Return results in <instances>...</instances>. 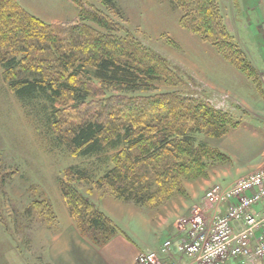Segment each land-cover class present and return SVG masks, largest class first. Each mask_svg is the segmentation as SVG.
I'll list each match as a JSON object with an SVG mask.
<instances>
[{
    "label": "trees",
    "instance_id": "1",
    "mask_svg": "<svg viewBox=\"0 0 264 264\" xmlns=\"http://www.w3.org/2000/svg\"><path fill=\"white\" fill-rule=\"evenodd\" d=\"M77 19L46 23L17 0H0V66L3 78L23 105L44 96L51 106L55 140L76 158L113 149L111 166L94 183L100 197L150 210L184 195L183 183L208 177L229 157L197 143L203 135L222 139L239 127L228 112L176 91L153 95L155 80L173 87L180 71L165 57L121 30L88 0H70ZM115 12L113 0H100ZM181 12L179 26L210 45L261 89V79L229 30L220 0H169ZM90 21L106 32L87 24ZM79 38L76 43L74 37ZM176 73V74H175ZM172 78L176 82L172 83ZM76 166L59 182L81 234L103 247L124 234L82 188L91 184ZM48 228L56 226L52 204L36 205ZM0 223L4 224L1 213Z\"/></svg>",
    "mask_w": 264,
    "mask_h": 264
},
{
    "label": "rangeland",
    "instance_id": "2",
    "mask_svg": "<svg viewBox=\"0 0 264 264\" xmlns=\"http://www.w3.org/2000/svg\"><path fill=\"white\" fill-rule=\"evenodd\" d=\"M27 1L32 6L36 5L40 12L44 10L48 12L51 9L54 13L60 11L61 3L64 2L63 0ZM88 1L120 26L121 30L114 32V35L124 36L129 33L143 46L165 57L180 71L177 74L180 80L173 87L166 85L163 79L155 80L151 86L147 87V91L136 94L153 95L176 91L184 96L195 97L210 103L216 109L228 112L233 120L239 122L240 128H236L238 130L235 129V133L234 130L233 133L230 132L232 134L229 135V133L226 139H224L226 136L222 138L223 140L203 135L196 137L197 143L221 149L220 151L230 158L228 163L214 164L207 178L184 182L185 194L171 199L158 209L150 210L132 206L138 211L158 212L175 200L188 199L189 194L193 195V189L188 191L187 186H200L204 180L210 177L216 178L215 171L220 173L223 167L229 169L227 176L234 177L249 173L260 166L264 151L262 156H257L258 158L252 159L251 163H246L248 159L245 155L250 150L247 148H251L250 143L246 142L249 140L255 142L256 139L243 135L249 132L260 139L264 136V42L261 40L264 30H230L258 72L261 79L259 91L250 79L222 58L210 45L183 30L178 23L181 12L174 9L168 0H113L117 7L115 12L103 6L100 0ZM256 1L237 0V3L248 2L252 5ZM68 2L76 9L69 0ZM220 6L224 9L225 17L231 25L235 16L231 0H220ZM243 18L246 20L249 18L255 23L257 10H250L243 15ZM87 24L100 32H106L95 23L88 21ZM249 26L253 28L255 24ZM178 31L186 35H178ZM74 40L79 43L77 36ZM198 41L199 44H204L217 54L215 58L208 57V63L214 65V70L204 71L199 67L202 64L201 59H205L206 55L202 54V48L194 46ZM217 59L226 67L216 65ZM172 80V83L177 81L176 78ZM50 116L51 106L44 96L28 106L19 103L4 80L0 66V213L4 222V224L0 223V226L5 230L9 227L8 236L13 241L12 244L18 246L19 251L28 253L29 258L34 254L32 244L34 232L46 224L40 208L35 206L36 202L51 203L48 192L61 189L59 182L61 179L64 180L65 172L69 167L76 166L83 169L92 182L85 185L80 192L95 204L103 205L102 197L99 196L94 183L111 166V157L116 153L113 149H106L100 156L90 158L72 156L55 140L56 135L49 121ZM242 138L245 139L243 142L246 145L243 152L236 146L240 144ZM218 182L221 181H215L212 184ZM106 196L105 202L108 201L109 196L114 200L111 195ZM6 246V239L2 240L0 237V250ZM227 264H264V259L253 263L233 261Z\"/></svg>",
    "mask_w": 264,
    "mask_h": 264
},
{
    "label": "crops",
    "instance_id": "3",
    "mask_svg": "<svg viewBox=\"0 0 264 264\" xmlns=\"http://www.w3.org/2000/svg\"><path fill=\"white\" fill-rule=\"evenodd\" d=\"M18 1L30 13L44 20L46 23L69 22L76 19L79 15L78 8L70 0L77 10L68 4V0H63L64 2L61 3L60 11L57 13H54L51 9L48 12L46 10L40 12L36 5H30L27 0ZM231 5L233 11H235L231 25L227 21V17H225L224 9H222L229 30H264V0H257L252 5H249L248 2L238 4L237 0H231ZM254 9L257 10L256 21L258 23L256 21L254 23L249 18V21L243 18V15ZM240 16H242L241 19ZM250 24H255V27L251 28L249 26ZM181 33L179 31L177 32L178 35H186ZM263 33L264 31L262 32L261 40L264 42ZM194 46L202 48V54L206 55L205 59H201L202 64L199 67L204 71L214 70V65L210 64V62L208 63V57L212 59V57H217V54L204 44H199V41ZM215 62L218 66L226 67L219 59ZM15 99L18 101L16 96ZM236 130L233 132L235 133ZM243 136L256 139L255 142H252V140L246 142L251 145V148H247L250 149L248 154L245 155L248 159L246 163H251L252 159L260 155L262 156V152L264 151V136L260 139L255 134L249 132H246ZM243 141H245L244 138L241 139L239 145L236 144L237 147L241 148V152L246 149ZM232 162H234L233 158ZM220 171V173L215 171L216 178L210 177L204 180L200 186H187L188 191L193 189V195L191 194L190 196L189 194L188 199L175 200L169 206L164 207L158 212L138 211L134 206L124 204L115 199L113 200L110 196L106 202L105 200L108 196L102 197L101 200L104 204L101 206L96 205L124 233L116 235L103 247L94 245L81 234L70 213L61 189L51 190L48 192V195L55 212L56 226L53 228L42 226L34 232L32 237L34 254L31 258H29L28 253L19 251L18 246L12 244L13 241L8 236L10 231L9 227L5 230L0 226V237L2 240L6 239L7 242V246L0 250V264H135V258L139 253H158L163 243L169 239L173 240L174 249L169 253L160 255L162 263L189 264L187 257L176 252L177 240H179L181 235L177 232L175 223L178 218L190 215L195 206L203 203L205 191L212 182L221 181L228 183L242 175L234 177L227 176L229 169L226 167H223Z\"/></svg>",
    "mask_w": 264,
    "mask_h": 264
},
{
    "label": "built area",
    "instance_id": "4",
    "mask_svg": "<svg viewBox=\"0 0 264 264\" xmlns=\"http://www.w3.org/2000/svg\"><path fill=\"white\" fill-rule=\"evenodd\" d=\"M255 170L231 182L210 185L203 203L179 218L176 252L189 264H227L264 259V154ZM174 249L167 240L156 252L139 253L135 264H163L160 255Z\"/></svg>",
    "mask_w": 264,
    "mask_h": 264
}]
</instances>
